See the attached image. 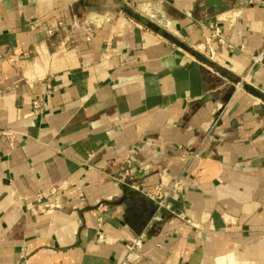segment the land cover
Here are the masks:
<instances>
[{
  "label": "crops",
  "instance_id": "crops-1",
  "mask_svg": "<svg viewBox=\"0 0 264 264\" xmlns=\"http://www.w3.org/2000/svg\"><path fill=\"white\" fill-rule=\"evenodd\" d=\"M263 44L264 0H0V264H264Z\"/></svg>",
  "mask_w": 264,
  "mask_h": 264
},
{
  "label": "built area",
  "instance_id": "built-area-1",
  "mask_svg": "<svg viewBox=\"0 0 264 264\" xmlns=\"http://www.w3.org/2000/svg\"><path fill=\"white\" fill-rule=\"evenodd\" d=\"M213 33H214V37L217 38L220 47L222 48L228 47L226 41L220 36V32L218 28H215ZM212 55H214L213 51H212ZM263 61H264V44L262 48L255 55L252 56V62H253L252 67L262 65ZM36 107L38 108V104H36ZM172 194H173V190H169L165 192L162 188H158L155 191L148 193L147 196L150 199L157 201L158 208L159 210H161V209H171V206L168 203V199L171 197ZM143 239H144V235H141L128 247L130 255L132 253H135L142 246Z\"/></svg>",
  "mask_w": 264,
  "mask_h": 264
}]
</instances>
